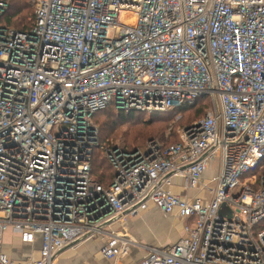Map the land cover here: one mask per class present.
Segmentation results:
<instances>
[{"label": "built area", "instance_id": "obj_1", "mask_svg": "<svg viewBox=\"0 0 264 264\" xmlns=\"http://www.w3.org/2000/svg\"><path fill=\"white\" fill-rule=\"evenodd\" d=\"M31 1L28 31L0 27V264H57L96 239L111 264L132 248L145 251L132 264H264V0ZM202 97L204 116L166 147H108L92 121L110 105L156 115ZM216 156L210 189L201 177ZM174 182L211 198L173 194ZM150 207L182 222L174 244L130 237L125 217ZM7 231L39 235L38 258L10 261Z\"/></svg>", "mask_w": 264, "mask_h": 264}, {"label": "crops", "instance_id": "obj_2", "mask_svg": "<svg viewBox=\"0 0 264 264\" xmlns=\"http://www.w3.org/2000/svg\"><path fill=\"white\" fill-rule=\"evenodd\" d=\"M220 169V158L216 156L212 159L201 177L204 183L210 185V189H214L216 185L215 179L218 178ZM168 190L176 195L185 196L190 199L199 198L205 202H208L211 198L209 191L191 190L187 192L177 185L176 182ZM168 217L169 215L161 213L155 207H150L140 212L136 217H125L124 222L130 237L138 244L145 247H164L174 244L178 240L176 238H178L179 234L181 236L180 226L177 225L175 228L170 227ZM40 240V236L36 235L32 243H23L19 235L7 231L2 239L3 253L14 263L23 262L28 259L35 260L39 256ZM103 244L104 241L101 239L78 241L73 246H68L60 252L57 262L59 264H103L104 261L111 264L110 261L105 260L100 254ZM144 257V250L132 248L118 264H132Z\"/></svg>", "mask_w": 264, "mask_h": 264}, {"label": "trees", "instance_id": "obj_3", "mask_svg": "<svg viewBox=\"0 0 264 264\" xmlns=\"http://www.w3.org/2000/svg\"><path fill=\"white\" fill-rule=\"evenodd\" d=\"M3 2L6 3L7 8L0 18V27L7 29L11 28L20 32L28 31L33 23L34 8L32 1L3 0ZM208 108V99L206 97H202L195 103L193 107L179 108L166 113L156 114L151 116L149 121H146L143 120L144 118H141V113H125L124 111L116 110L113 105H110L97 112L92 117V121L95 122L96 120L97 124L99 125V131L103 136L102 139L99 137L101 144H104L108 147H119L127 151H135L143 150L138 146H142V144L146 141L147 134L143 131H125L122 133L119 130L122 126L143 123L145 127L151 128L150 134L157 139L154 141L159 143L162 147H166L177 142L176 129L180 127L183 129L193 122L199 120L204 116ZM177 114L180 116L175 119L174 116ZM99 115L105 117V120L99 121L96 118ZM154 124H156V126L151 127ZM118 141L122 143H115ZM254 174L255 173H249L248 175H243L241 179H252ZM111 177L112 173L107 178L103 179V177L99 176L95 177V179L100 184L107 186L111 182ZM260 227L264 228V223Z\"/></svg>", "mask_w": 264, "mask_h": 264}, {"label": "rangeland", "instance_id": "obj_4", "mask_svg": "<svg viewBox=\"0 0 264 264\" xmlns=\"http://www.w3.org/2000/svg\"><path fill=\"white\" fill-rule=\"evenodd\" d=\"M105 115H107V114H105ZM141 116H142L141 118H144L143 120L149 121L150 120V117L151 116H154V115H145V114H142ZM179 116L180 115L177 114V115L174 116V118L177 119ZM160 117H163V116H160ZM96 118L99 121L105 120V117H103L101 115L97 116ZM93 125L96 128V130H97L98 138L100 137L102 139L103 136L101 135V133L99 131V125L97 124V121L96 120H95V122H93ZM154 126H156V124L152 125L151 127H154ZM150 129L151 128L145 127V125H143V123L142 124L140 123V124H136V125H125V126H122L119 130L122 133L125 132V131H135V132L136 131H141V132L143 131L144 133H146L147 134L146 141L142 144V146H138L139 148L144 149V148L147 147V145L150 142V140H153V141L154 140H157L156 138H154L153 135L150 134ZM181 129H182V127L176 129V135L178 134L179 131H181ZM115 143L120 144L122 142L118 141V142H115ZM93 172H94L95 177L101 176V177H103V179L104 178H107L111 174V171H110V168H109L108 164L101 157H98L96 159V161L94 162ZM258 178H260V176H258ZM241 182H245V180H241ZM208 186L210 187V185H208ZM231 212L232 211L229 208V206L226 203H224L221 206L220 210H219V215L220 216L227 217V216L231 215ZM167 219L169 221L170 227L175 228L177 225H179L180 226V233L182 232V222L180 220H178L176 217H173V216H169ZM179 237H180V234H179L178 238H176V239H179ZM57 263L59 264V262H57ZM105 263L106 264H109V263L103 261V264H105Z\"/></svg>", "mask_w": 264, "mask_h": 264}, {"label": "water", "instance_id": "obj_5", "mask_svg": "<svg viewBox=\"0 0 264 264\" xmlns=\"http://www.w3.org/2000/svg\"><path fill=\"white\" fill-rule=\"evenodd\" d=\"M73 244H75V243H73ZM73 244H72V245H70V246H73Z\"/></svg>", "mask_w": 264, "mask_h": 264}]
</instances>
